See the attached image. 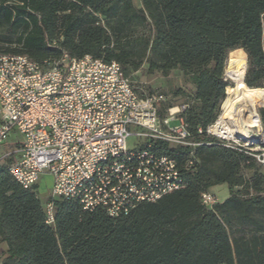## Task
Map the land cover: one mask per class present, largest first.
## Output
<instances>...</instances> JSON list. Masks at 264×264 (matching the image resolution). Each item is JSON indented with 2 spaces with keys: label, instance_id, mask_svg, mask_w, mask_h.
I'll list each match as a JSON object with an SVG mask.
<instances>
[{
  "label": "trees",
  "instance_id": "trees-1",
  "mask_svg": "<svg viewBox=\"0 0 264 264\" xmlns=\"http://www.w3.org/2000/svg\"><path fill=\"white\" fill-rule=\"evenodd\" d=\"M0 40V51L39 63L66 52L117 61L131 77L142 67L179 70L192 89L177 90L186 121L210 143L195 148L184 188L117 218L59 197L48 224L37 184L23 188L0 163V264H264V170L206 133L226 99L231 59L242 60L246 92L264 105V0H0ZM259 115L264 129V106ZM154 149L183 160L181 148ZM219 184L229 197L205 208L201 193Z\"/></svg>",
  "mask_w": 264,
  "mask_h": 264
},
{
  "label": "built area",
  "instance_id": "built-area-1",
  "mask_svg": "<svg viewBox=\"0 0 264 264\" xmlns=\"http://www.w3.org/2000/svg\"><path fill=\"white\" fill-rule=\"evenodd\" d=\"M163 101L161 93L138 90L117 61L64 52L39 63L26 54L0 51V144L13 131L21 134L19 158L8 170L23 188H32L45 174L53 176L44 204L48 224L55 222L59 197L117 218L186 186L195 148L210 143L194 139L185 117L188 103L168 106L161 117ZM175 120L179 124L171 126ZM257 123L259 138L248 142L216 135L211 125L206 133L252 156L264 170L260 115ZM132 135L145 141L131 148ZM156 141L183 149V160L155 150ZM211 189L201 193L207 209L222 202Z\"/></svg>",
  "mask_w": 264,
  "mask_h": 264
},
{
  "label": "rangeland",
  "instance_id": "rangeland-1",
  "mask_svg": "<svg viewBox=\"0 0 264 264\" xmlns=\"http://www.w3.org/2000/svg\"><path fill=\"white\" fill-rule=\"evenodd\" d=\"M137 4H139V0H135ZM2 41L0 40V47L4 46L2 45ZM14 47V45H13ZM244 64V63H243ZM225 76L228 78V80L231 81V84H233L232 80L228 77L225 71ZM134 84L138 87V90L142 91L145 90L146 93H161L164 95L165 101L170 104H181L186 101L187 96L185 93H178L177 90L183 89L185 90L184 92L186 93H191L192 89L191 86L188 84H185L184 82V77L182 73L179 70H174L172 71L168 76H163L160 74H147L146 68L142 67L140 70H138L136 73H134L132 77ZM248 88V87H247ZM264 88V87H261ZM256 89L257 88H248L253 94H256ZM227 96L229 95L228 91L226 90ZM226 96V97H227ZM161 104V107L163 105ZM224 103V101H223ZM221 105V110L222 106ZM259 106L256 110V112L259 114V108L263 107ZM160 107V108H161ZM179 124V120L172 121L170 123L171 126H175ZM261 125V124H260ZM13 136H16L14 132L10 134V136L5 140L7 144H10V142L13 140ZM20 138L22 136L18 134ZM145 141V139H142L140 137H137L135 135H132L128 138V145L129 147H134L136 144H141ZM16 145H20L19 141H16ZM1 146V145H0ZM8 146V145H7ZM11 157L10 156H5L2 158L0 163H6L10 162ZM53 186V176L51 174H45L41 176L40 180L37 183V191L40 199L42 202L45 204L48 200V198L51 195V189ZM212 192L217 194L220 198V200L223 202L229 197L230 191L229 188L226 184H219L214 187H212Z\"/></svg>",
  "mask_w": 264,
  "mask_h": 264
},
{
  "label": "bare ground",
  "instance_id": "bare-ground-1",
  "mask_svg": "<svg viewBox=\"0 0 264 264\" xmlns=\"http://www.w3.org/2000/svg\"><path fill=\"white\" fill-rule=\"evenodd\" d=\"M226 74L233 85L228 87L229 95L224 100L221 113L210 130L222 137L236 134L247 136L251 132V127L258 125L255 115L258 107L246 92L244 85L246 68L242 60H229Z\"/></svg>",
  "mask_w": 264,
  "mask_h": 264
},
{
  "label": "crops",
  "instance_id": "crops-1",
  "mask_svg": "<svg viewBox=\"0 0 264 264\" xmlns=\"http://www.w3.org/2000/svg\"><path fill=\"white\" fill-rule=\"evenodd\" d=\"M16 136H13V140L10 142V144H7V142H3L0 145V161L2 160L3 157L5 156H10V162H13L17 158H19V147L20 145H16V141H19L21 143L22 138L18 136L19 132L13 131ZM21 135V134H20ZM8 145V146H7ZM9 162V163H10ZM2 247L4 249L7 248L6 244H3Z\"/></svg>",
  "mask_w": 264,
  "mask_h": 264
},
{
  "label": "water",
  "instance_id": "water-1",
  "mask_svg": "<svg viewBox=\"0 0 264 264\" xmlns=\"http://www.w3.org/2000/svg\"><path fill=\"white\" fill-rule=\"evenodd\" d=\"M255 115H256V117L258 119L259 114L256 112ZM250 130H251V132L249 133V135L242 136L240 134H236V137L239 138V139H241L244 142L253 141L255 139H258L259 138V127H258V125L255 126V127H251Z\"/></svg>",
  "mask_w": 264,
  "mask_h": 264
}]
</instances>
